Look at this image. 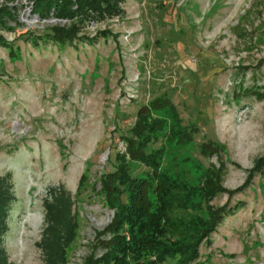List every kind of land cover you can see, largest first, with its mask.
<instances>
[{
  "label": "rangeland",
  "instance_id": "374dc122",
  "mask_svg": "<svg viewBox=\"0 0 264 264\" xmlns=\"http://www.w3.org/2000/svg\"><path fill=\"white\" fill-rule=\"evenodd\" d=\"M1 5L17 15L0 31L13 44V53L0 46V174L11 175L16 198L4 236L9 261L44 264L36 245L43 199L59 184L74 195L83 172L87 186L74 197L79 228L67 264L99 256L95 232L112 211L96 193L97 180L124 151L121 135L137 110L160 96L183 125L197 128L192 142L163 143L161 167L194 184L195 161L222 163L223 188L244 187L212 200L235 208L192 264L264 261V0H125L123 17L88 23L79 33L104 35L76 46L51 42L42 31L57 24L37 27L14 0ZM152 113L173 129L170 111ZM208 140L223 149L203 152Z\"/></svg>",
  "mask_w": 264,
  "mask_h": 264
},
{
  "label": "trees",
  "instance_id": "16d2710c",
  "mask_svg": "<svg viewBox=\"0 0 264 264\" xmlns=\"http://www.w3.org/2000/svg\"><path fill=\"white\" fill-rule=\"evenodd\" d=\"M124 2L34 0L33 9L42 18L68 19V25L44 29L43 36L61 46H76L81 42L92 43L104 35L105 31H99L89 38L79 33L88 23L123 17ZM9 20L15 21L14 14L1 5L0 31L10 29ZM12 45L0 34V46L13 53ZM162 108L172 113L175 123L171 130L152 113ZM196 131V127L182 124L175 105L166 96L155 98L137 110L127 134L121 135L124 151L116 152L113 169L100 173L97 180L96 193L102 205L113 211V216L103 229L95 232L94 246L100 249L99 256L90 254L85 264H191L198 258L202 244L211 243V234L235 208L229 203L214 205L212 200L221 193L230 198L244 187L231 191L223 188L226 170L222 163L204 166L195 161L198 177L194 184L182 179L179 170L173 174L161 167L164 144L174 140L177 144L192 142ZM222 149L215 140L201 144L205 153L207 150L218 153ZM133 163L144 169L135 173ZM86 179L83 172L74 195L61 184L47 190L43 199V227L36 244L44 264H67V252L79 228L74 197L86 188ZM15 199L11 175L0 174V264H13L4 247V236L8 212Z\"/></svg>",
  "mask_w": 264,
  "mask_h": 264
},
{
  "label": "built area",
  "instance_id": "2783aa9c",
  "mask_svg": "<svg viewBox=\"0 0 264 264\" xmlns=\"http://www.w3.org/2000/svg\"><path fill=\"white\" fill-rule=\"evenodd\" d=\"M14 3L18 6H21V7H19L20 8V10L18 11L19 14H22V15L30 14L31 16H33V17H31V20L37 22V24H36L37 27L44 26L46 23H50V22L52 24H57L60 26H64V25L69 24V20L64 19V18H56L53 16L47 17V18L40 17L39 14L36 13L33 9L34 0H14ZM15 17H17V15ZM24 21H25V23H28V22H26L27 20L24 19ZM38 24H40V25L38 26ZM112 216H113V211H112L111 219H112ZM111 219L109 220V222L111 221ZM227 264H264V261H258V260L253 259L250 262V261H246V260H239L237 258V259L227 260Z\"/></svg>",
  "mask_w": 264,
  "mask_h": 264
}]
</instances>
